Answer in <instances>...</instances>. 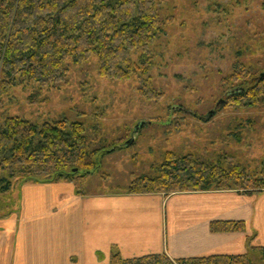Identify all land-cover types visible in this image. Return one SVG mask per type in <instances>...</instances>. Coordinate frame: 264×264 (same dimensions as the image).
Masks as SVG:
<instances>
[{
    "label": "trees",
    "instance_id": "obj_1",
    "mask_svg": "<svg viewBox=\"0 0 264 264\" xmlns=\"http://www.w3.org/2000/svg\"><path fill=\"white\" fill-rule=\"evenodd\" d=\"M162 7V0H0V196L10 194L16 184L67 181L83 197L88 177L99 172L96 159L100 154L128 149L120 140H113L111 145L96 144L85 125L64 117L40 125L21 117L4 118L2 110L13 88L31 84L57 91L69 82L71 66L94 59L102 78L128 82L137 77L143 64H136L132 55L140 52L149 57L150 48L166 35V23L171 22L163 16ZM233 69L231 81L235 86L222 105L255 108L264 99V71L247 67L240 58ZM140 93L148 100L161 96L145 85ZM230 135L237 143L242 142L240 134ZM233 190L246 195L264 193V165L249 170L227 153L203 157L166 152L160 164L132 179L125 189L128 195L164 196ZM211 229L241 232L245 225L218 222ZM255 252L264 261V247ZM110 264L252 262L248 256L172 260L167 255H149L124 259L120 253H113Z\"/></svg>",
    "mask_w": 264,
    "mask_h": 264
},
{
    "label": "rangeland",
    "instance_id": "obj_2",
    "mask_svg": "<svg viewBox=\"0 0 264 264\" xmlns=\"http://www.w3.org/2000/svg\"><path fill=\"white\" fill-rule=\"evenodd\" d=\"M165 36L151 55H132L142 65L137 77L118 82L100 77L97 61L71 66L69 82L57 91L37 85L13 88L5 99L4 118L21 117L40 125L62 117L85 125L96 144H120L141 129L132 147L96 159L99 172L88 177L85 196L126 194L138 176L161 163L166 152L203 157L227 153L257 170L264 165V99L241 110L222 105L238 58L264 71V0H162ZM161 95L148 100L143 86ZM213 116L207 120L208 116ZM233 134H240L237 143ZM117 146H120L119 144ZM73 187V183L61 181ZM0 196V225L22 211V188ZM56 184V183H42ZM41 185V184H39ZM173 222L171 223V225ZM253 264H264L252 254Z\"/></svg>",
    "mask_w": 264,
    "mask_h": 264
},
{
    "label": "crops",
    "instance_id": "obj_3",
    "mask_svg": "<svg viewBox=\"0 0 264 264\" xmlns=\"http://www.w3.org/2000/svg\"><path fill=\"white\" fill-rule=\"evenodd\" d=\"M21 201L20 216L0 225V264H110L113 253L263 261L255 249L264 247V193L76 197L71 185L56 183L25 185ZM218 222L245 230L213 232Z\"/></svg>",
    "mask_w": 264,
    "mask_h": 264
},
{
    "label": "water",
    "instance_id": "obj_4",
    "mask_svg": "<svg viewBox=\"0 0 264 264\" xmlns=\"http://www.w3.org/2000/svg\"><path fill=\"white\" fill-rule=\"evenodd\" d=\"M261 79H264V73L261 75ZM223 103L224 102H222L221 104H223ZM212 116H213V114H210L208 116L207 120H209ZM147 125H148L147 123H140L138 126H136V128H134V131L132 133L131 139L128 142H126L122 147L123 148H129V147H131L134 144V142H135L136 135L141 131V129H143Z\"/></svg>",
    "mask_w": 264,
    "mask_h": 264
}]
</instances>
